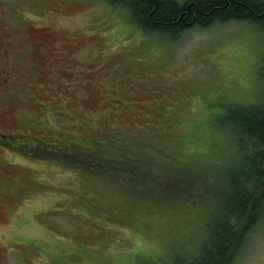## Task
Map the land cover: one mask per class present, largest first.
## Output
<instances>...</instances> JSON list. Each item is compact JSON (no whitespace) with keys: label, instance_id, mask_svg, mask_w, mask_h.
<instances>
[{"label":"rangeland","instance_id":"374dc122","mask_svg":"<svg viewBox=\"0 0 264 264\" xmlns=\"http://www.w3.org/2000/svg\"><path fill=\"white\" fill-rule=\"evenodd\" d=\"M23 14L11 31L17 44L4 46L12 33L0 26V131L24 144L0 142V264L185 260L223 214L225 170L240 163L223 114L261 101L264 31L225 21L184 28L173 40L142 31L105 0H0L1 20ZM46 24L62 31L42 37ZM74 33L78 70L60 60L49 73L36 50ZM25 43L33 45L26 54L17 46ZM143 160L156 172L134 182L138 195L97 172L120 165L124 180L132 168L137 179L131 163ZM186 166L208 191L192 202L172 192L152 197L157 171L173 183ZM230 264H264V216Z\"/></svg>","mask_w":264,"mask_h":264},{"label":"trees","instance_id":"16d2710c","mask_svg":"<svg viewBox=\"0 0 264 264\" xmlns=\"http://www.w3.org/2000/svg\"><path fill=\"white\" fill-rule=\"evenodd\" d=\"M106 1L111 6L126 10L131 23L142 31L175 34L173 40L177 39L176 36L180 35L184 28H191L188 26L190 24L212 26L217 23L245 20L264 31V0H190L184 4L174 0ZM260 96V103L236 106L225 110L223 114L225 126L238 136L236 143L240 160L237 167L233 166L225 170L228 189L223 214L213 216L208 225V239L199 247L197 245L194 253L187 251L189 254L185 260L173 259L169 262L163 261L162 264H230L233 257L240 252L247 232L264 216V92ZM65 161L70 164L74 160L65 158ZM143 161L131 163L136 166L137 171L140 170L135 173L140 177L137 179L134 178V168H132L131 179L124 180L127 175L120 172L121 169L115 171L120 165L113 168L102 166L97 168V172L103 176L114 177L124 185L129 184L126 193L138 195L144 191H132L134 182L151 180V175L156 172L145 160ZM167 167L163 169L167 170ZM183 169L184 171L178 174V181L173 183H165L164 172L161 175V172L157 171L156 179L159 185L152 188V197L156 198L166 195L165 192H172L170 196L180 198L181 194L186 201L192 202L203 195L201 192L208 191V187L198 186L203 181L200 180L196 184L193 176L195 174L186 171L191 170L190 166ZM149 171L152 172L150 176H148ZM254 208V212H251Z\"/></svg>","mask_w":264,"mask_h":264},{"label":"flooded vegetation","instance_id":"af4514ba","mask_svg":"<svg viewBox=\"0 0 264 264\" xmlns=\"http://www.w3.org/2000/svg\"><path fill=\"white\" fill-rule=\"evenodd\" d=\"M99 2H100V0H92V4H95V5H98ZM105 3L109 7L111 6V4H109L106 0H105ZM117 8L119 9V7H117ZM23 16H24V18L22 21L16 22V20L13 18V16L9 15V17L12 19L11 20H1L0 19V26H7V32L6 33L11 34L12 30L19 32L20 29H18L16 26H22L24 24L25 19L28 18V15H26V14H23ZM188 26L193 27V26H196V24H190ZM39 27L41 29H43L42 34H41L42 37H45L48 33L54 34L56 32L62 31V29L56 28L52 24H46V26H39ZM75 35H76V33L72 34L69 38H66L65 40H62V41L57 40V44L55 45L53 50H50L48 48H39L36 50V51H38L39 60L44 62V63H47L48 68H49V70H48L49 73L53 72V71H51L52 68L60 60L68 61V64L71 65V67L69 68L70 71L74 72V71L78 70V68H76L74 62H75V60L80 59L82 56L80 54L81 51L80 52L77 51L79 49V45L76 43ZM7 40L8 41L4 46H10L12 44H17V42H13L14 41L13 33H12V36H10V38H8ZM66 40H69L68 44L61 46L60 43L66 41ZM47 44H48V42H47ZM17 46L24 54H26L31 50L33 45L31 43H25V44H19ZM0 69L2 70L0 73L2 75L5 74V70L1 67H0ZM88 78H89L88 81H92L91 77H88ZM44 102L47 103V106L50 105V99L46 98L44 100ZM68 136H71V134H68ZM18 137H20V134H18ZM11 139L12 138L10 136L8 139L7 136H5L3 134V132L0 131V142H3L5 145H8L11 148L14 147L20 151H24V148H22V146H20V141H19V144L17 147V145H15L11 142ZM4 144H2V145H4Z\"/></svg>","mask_w":264,"mask_h":264}]
</instances>
